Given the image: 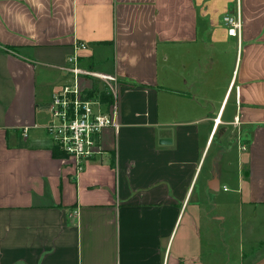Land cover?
Wrapping results in <instances>:
<instances>
[{
    "label": "crops",
    "instance_id": "obj_1",
    "mask_svg": "<svg viewBox=\"0 0 264 264\" xmlns=\"http://www.w3.org/2000/svg\"><path fill=\"white\" fill-rule=\"evenodd\" d=\"M75 44L117 80L118 130L79 166L44 129ZM232 139L235 173L216 165ZM260 214L264 0H0V264H219L236 217ZM251 233L236 264H264Z\"/></svg>",
    "mask_w": 264,
    "mask_h": 264
},
{
    "label": "built area",
    "instance_id": "obj_2",
    "mask_svg": "<svg viewBox=\"0 0 264 264\" xmlns=\"http://www.w3.org/2000/svg\"><path fill=\"white\" fill-rule=\"evenodd\" d=\"M223 22L229 26L231 36H239L241 26L238 17L225 16ZM84 49V45L73 46V53L62 68L69 77V83L53 94L47 108L49 119L44 128L52 144L76 166L99 153L97 138L103 129L118 130L115 104L117 80L115 76L82 68L78 52ZM80 79L102 82L113 99L112 103L106 105L99 100L85 98L86 90L78 87ZM214 122L218 123L219 119ZM27 134L28 129H22V137L26 138Z\"/></svg>",
    "mask_w": 264,
    "mask_h": 264
},
{
    "label": "rangeland",
    "instance_id": "obj_3",
    "mask_svg": "<svg viewBox=\"0 0 264 264\" xmlns=\"http://www.w3.org/2000/svg\"><path fill=\"white\" fill-rule=\"evenodd\" d=\"M87 86H88V81H85V79L78 80V87L80 90L87 89ZM46 115H47V113H45V118L47 117ZM45 118H44V120H45ZM47 119H48V117H47ZM215 143H216V140H215ZM215 143H214V146L211 149L210 155H209L208 159L206 160V163L203 167V170H202L201 176L198 180L197 186H198L199 182H201L204 174L207 173V171H208L207 169L210 167V158L212 157L214 150L215 151L217 150L216 149L217 146ZM236 147L237 146H236L235 140L234 139L230 140V149H233V153H232V155L228 154L229 156H226L225 158H223V163L225 161V163L223 165H221L219 162H216L218 169L222 168L223 166H226L227 161L230 160L229 163L232 165L230 168H228V172L231 171L232 173L233 172L235 173L236 170H234V167L236 166V160H235ZM230 156H231V158H230ZM230 179L231 178L227 179V181L230 182ZM221 183H222L221 187H220L221 191H223L224 188H228L229 191H231L232 187L228 183H224L223 181ZM196 188H198V187H196ZM221 196H223V195H221ZM220 201H223V200L221 199ZM211 203H213V202H211ZM211 203L204 204L208 210L211 209V206H212ZM251 217H254V218L250 222H249V220H247L248 218L245 215H243L242 222H240V220H241L240 216L236 217V220H234V223L232 224L234 231L229 232L228 236L224 235V237H223V239L228 238L227 239V247H226L225 256L224 257L221 256L223 258V260H222V262L220 260L219 264H227V263L228 264L229 263L230 264H236L237 256H238V249H239L240 245H242L245 248V250L250 245V242L248 241V236L246 234L249 225L251 226V231L253 232V234L251 233L253 236H249V237H251L253 239L262 237V236L258 235V230H261L262 228H264V222H260L258 219L264 218V216H262V214H260V216H258V219H257V215H255V216L251 215L250 218ZM237 218H239L240 220H238ZM218 231H221V230L218 229ZM213 241L218 244V247L221 250V242H219L215 237L212 238L211 242H213ZM256 242H259V240H256ZM203 244L206 245L205 243H203Z\"/></svg>",
    "mask_w": 264,
    "mask_h": 264
},
{
    "label": "trees",
    "instance_id": "obj_4",
    "mask_svg": "<svg viewBox=\"0 0 264 264\" xmlns=\"http://www.w3.org/2000/svg\"><path fill=\"white\" fill-rule=\"evenodd\" d=\"M85 98L91 100H99L101 103L109 105L112 103V97L107 93L106 89L99 85V82L93 81L92 87L85 91ZM53 157H64L65 155L58 150L57 147L52 148Z\"/></svg>",
    "mask_w": 264,
    "mask_h": 264
},
{
    "label": "water",
    "instance_id": "obj_5",
    "mask_svg": "<svg viewBox=\"0 0 264 264\" xmlns=\"http://www.w3.org/2000/svg\"><path fill=\"white\" fill-rule=\"evenodd\" d=\"M214 183V182H213ZM211 190H213L211 187H209Z\"/></svg>",
    "mask_w": 264,
    "mask_h": 264
}]
</instances>
